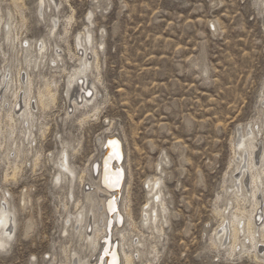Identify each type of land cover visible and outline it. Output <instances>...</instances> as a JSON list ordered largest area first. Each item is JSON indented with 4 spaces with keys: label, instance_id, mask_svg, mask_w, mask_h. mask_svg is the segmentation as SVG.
Returning <instances> with one entry per match:
<instances>
[{
    "label": "rangeland",
    "instance_id": "obj_1",
    "mask_svg": "<svg viewBox=\"0 0 264 264\" xmlns=\"http://www.w3.org/2000/svg\"><path fill=\"white\" fill-rule=\"evenodd\" d=\"M261 1L59 0L57 8L40 9L39 0H0V98L6 93L0 99L1 120L18 82L23 80L20 90H26L27 75L33 103L44 80L55 81L56 93L54 106L35 111V138L27 147L32 150L21 155L23 164L17 160L21 173L16 183L4 178L11 172L4 156L13 148L7 120L0 126L5 132L0 137V206L8 202L16 219L9 247L0 250V264H76V258H89L72 231L77 212L73 202H84L77 177L82 174L88 183L101 141L110 133L125 148L123 208L131 217L125 215L127 239L133 245L144 242L139 249L147 254L136 264H148V259L149 264H264L252 255L230 257L227 238L222 248L213 246L222 221L215 211L224 210L230 181L238 177L232 174L237 134L264 126ZM53 19L57 23L51 34ZM86 32L98 51V70L92 66L87 73L89 82H95L97 99L91 106L98 112L83 108L67 118L66 110H72L66 80L83 54L76 37L83 39ZM41 41L47 47L44 62L29 64L23 48L28 42L29 53L38 56ZM55 54L62 61L52 63ZM84 111L90 115L80 123ZM263 138H257L258 149ZM63 143L76 173L72 198L67 182L53 181ZM35 153L40 158L33 168ZM153 178H160L166 209L160 234L141 222L151 197L147 181ZM230 210L227 206L225 217ZM155 246L152 258L148 253Z\"/></svg>",
    "mask_w": 264,
    "mask_h": 264
},
{
    "label": "bare ground",
    "instance_id": "obj_2",
    "mask_svg": "<svg viewBox=\"0 0 264 264\" xmlns=\"http://www.w3.org/2000/svg\"><path fill=\"white\" fill-rule=\"evenodd\" d=\"M13 1L15 2L18 0H13ZM261 2H262L261 4H263L264 6V0H262ZM38 5L40 9L43 7L50 9L51 6L57 8L59 6V0H39ZM1 23H2V18L0 16V25ZM56 23L57 21L53 19L52 21L53 25L49 29V32L51 34H53L55 31ZM10 29L11 28L8 26L7 30L9 31ZM9 32L7 34H9ZM75 45L78 50H81L83 52V54L81 55L80 59H78L80 61L79 66L71 71V73L68 75V78L66 80V87H67L66 98L69 102L70 105L69 107H71L72 110L71 113H69L68 110H66L67 118L72 117L75 114V112L77 111L79 112V110L83 108L86 110L90 109V112L93 113L98 112L97 111L98 108L96 106L94 105L91 106V104L93 102L95 103V100L97 99V92L94 85L95 82H89L90 77H88L87 74L92 70V66H94L95 71L98 70V51L96 48L91 46L92 39L89 32H86L84 34L83 39L81 35L77 36ZM23 50L26 53L25 60L26 62H29V64L33 62V64L36 65L42 63V61L44 62L47 47L43 41H41V44L38 46V51H37L38 56L37 55L33 56L31 53H29L31 47L28 44V42L26 43ZM50 61L52 63H55L56 61H62L61 56L55 54L50 59ZM97 77L95 79L98 81ZM21 82H18L19 85L16 84L18 86L16 87V90H13L14 92L12 94L13 102L12 101H11L12 103L9 102L11 105L10 107H8L9 109L7 108L6 109L7 111H5V116H4L5 119L4 120L2 119L3 122H6L7 120L8 125L6 126H8L7 127L9 132L8 139L10 141L8 143H10L11 145L10 147L13 148V149H8V152L4 156V158L8 161V164H10L11 166V172L8 173L7 171V173H5L4 178L5 180L8 181L10 180L9 182L12 181L13 183H16L18 181L17 179L19 172L21 173L18 162L22 160L24 161V159L21 158L23 154L26 155V152L28 153L30 149L32 150L31 147H29V149L27 147L29 145L30 146L32 145L31 143H29V141L30 142L32 140L34 141V139L31 140V138H35L33 137L32 134V129L34 128L33 124L35 123L34 122L35 111L37 109H42L43 111L44 108L46 109L47 106L49 107V104L53 105V103L56 100V93L54 90H52V86L55 85V81L44 80L43 87L41 89L39 88L36 92L37 96L35 97L36 101H34V103L30 96V94H32L31 78L27 75V80L25 84L26 90L23 92H21L22 89L20 90V88H22ZM263 101L264 98L262 102ZM9 103L7 105H9ZM0 105H2L1 102ZM263 109H264V104H263ZM88 114L89 113L85 111L82 113L80 123L84 122L86 119L89 118ZM2 120L0 117V126L1 124H4ZM36 126L38 127V125ZM254 129L255 128H253V126H250L247 131L245 128L242 129L241 132L237 134L238 135L237 141L233 146L234 147L233 155L235 158L234 159L235 162H234V168L232 174L234 172H237L238 177L234 178V180L231 179L230 181L232 184V190L230 191V196L227 199V204H226L227 206L231 207V210L228 212L229 216L227 217H225L224 215V212L227 209L226 205L225 206L223 205L225 207L223 211L221 210L215 211L216 216H218L222 221L220 225L221 230L214 234L213 246H215V248H222L224 245L223 240L227 238L228 246L226 248L227 251L229 252L228 255H230V257L233 254L238 256L252 255V258L255 261L260 262L261 260L264 259V138L260 149H258L259 145H257V138L259 136H264V126L262 124L260 127H257V130ZM2 130L3 129L0 127V137L2 136L3 133H5L3 132L4 130L3 131ZM41 135L43 136V132L41 133ZM113 136H116L120 141H123L116 134L110 133L107 136H105L104 139H102L103 140L101 141L102 146L107 138H112ZM25 141L27 143V146ZM122 144L123 142H121V146ZM123 146H122V154H124V149H125L123 148ZM68 147L69 146L67 143H63L62 148L60 150L61 152L60 154H58L59 156L56 161L57 171L55 173L54 176L55 178L53 181L56 185L61 184L63 182H67L69 185L68 186L69 194L72 198L73 195L72 184L76 181L75 180L76 173H74V170L71 164L69 163V154L67 152ZM110 149L114 151L113 153L116 154V146L114 144H112ZM10 153H12L11 158H9ZM102 156H103V152L101 150L98 162H100ZM39 158L40 157L36 153L35 155H33V168L37 166L36 164L38 163ZM17 160L19 161L17 162ZM123 160L125 161V155H123ZM23 161L22 163L21 162L20 163L23 164ZM122 162H121V167L123 165ZM92 166L88 176L89 180L88 183H86V185L84 184V178L82 174L80 175V177L79 176L77 177L79 184L83 185L84 202L80 204V201L78 199L74 200L73 202L77 212L74 215V218H72L74 220V224L76 225V228L72 231H74V234L80 239V241H83L85 248L89 250L90 256L88 259L86 258L81 259V258H76L75 257L76 253H74L73 256L78 260L76 264L97 263L98 256L102 250V244L100 242L108 235L105 231L107 214L108 211L112 213V202H108L106 204V201L108 198L112 197L115 194L114 192H111L115 188H119V189L121 188L120 196L118 200H116V202H117L118 212L122 217V225L121 227H118L115 224H113L112 229L109 232L110 239L106 241L107 249L112 244H115V250L114 252H112L110 259L112 260V258H114L113 255L115 254L116 262H113L112 264H117V259H118V264H136L135 261L139 260V258H141L140 256L144 252V251L142 252L141 249H139V247L141 248L145 244H143L144 242L143 243L137 242L136 245H133L134 243L133 242L131 243L129 241V238L127 239L129 235H127V231L125 229V215L127 218H131V217H130L129 209L123 208L124 207L123 190H125V188L127 187V185L125 187V180H126L124 177L125 173L123 175V179L121 182V176L119 172L112 173L107 169H105V172L103 173L104 181L108 183V188L109 190H111L109 191L107 188L102 187L101 185V174L99 167L93 171ZM6 167L8 168V165ZM245 178L247 180H245ZM159 185H160V178H153L147 181V186H148L147 188L150 191L151 197L146 206L147 209L141 212L143 215L141 222L145 227L148 226V229L152 231V234L153 232L155 234L162 233L160 223L161 220H164L165 218L164 213L166 209L164 203L160 199L161 191ZM85 186H88V190L85 189ZM65 206L66 204H64V207ZM70 221L71 220H69L68 223ZM225 221L227 223L224 226L223 223ZM68 223H66L65 225H67ZM71 223L73 224V221ZM15 226H16V219H15L14 208L11 207L8 202H4V204L0 206V250H5L7 247H9L11 240L13 238V233L15 232L14 231ZM26 229H30V225H27ZM64 233L65 234L67 233V229L65 227H64ZM130 248H132L133 250L130 251L131 250ZM150 248H151V252L148 253V256L150 255L153 258V254L155 255L157 254L155 250L156 246ZM144 253L146 254V251ZM146 255L143 254V256ZM103 261L104 260H102V264ZM148 261L147 263L149 264L150 261L149 262ZM140 264H142L141 261Z\"/></svg>",
    "mask_w": 264,
    "mask_h": 264
},
{
    "label": "water",
    "instance_id": "obj_3",
    "mask_svg": "<svg viewBox=\"0 0 264 264\" xmlns=\"http://www.w3.org/2000/svg\"><path fill=\"white\" fill-rule=\"evenodd\" d=\"M112 144H114L116 146V154L113 153L114 151H112L110 149ZM101 150L103 152V156L101 157L100 162H95L93 164L92 170L94 171L96 168L99 167L100 174H101V185H102V187H105L109 190L108 183L104 181V174L103 173L105 172V169H107L108 171H110L112 173L113 172H119L120 176H121V182H122L123 175H124L123 169L121 167V162L123 160L121 141L116 136H113L112 138H107L105 140ZM121 185H122V183H121ZM119 187H120V185H119ZM120 190H121V188L120 189L115 188L112 191L109 190V191L115 193L112 197L108 198L106 201V204L108 202H112V213H110L108 211L107 224H106V233L108 235L106 236V238L101 240V243H103V249L98 256L96 264H102V260H104L103 264H112L113 262H116L115 254L113 255L114 258H112V260L110 259L112 252H114V250H115V244H112L107 249L106 241H108L110 239L109 232L111 231L113 224H115L118 227H120L122 224V217H121L120 213L118 212L117 202H116V200H118V198L120 196ZM117 264H118V259H117Z\"/></svg>",
    "mask_w": 264,
    "mask_h": 264
}]
</instances>
